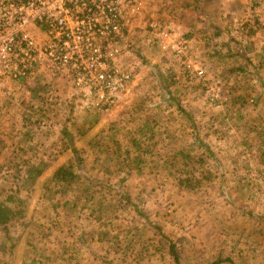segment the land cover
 <instances>
[{
  "label": "rangeland",
  "instance_id": "1",
  "mask_svg": "<svg viewBox=\"0 0 264 264\" xmlns=\"http://www.w3.org/2000/svg\"><path fill=\"white\" fill-rule=\"evenodd\" d=\"M232 35V41H237L238 34ZM168 39L160 42L166 45L163 49L157 48L150 36L133 39L132 48L121 57L120 66L130 73V79L115 101L104 105L110 116L117 112L112 116L114 120L100 118L104 111L98 112L91 105L82 107L77 91L70 86L69 75L58 68H48L37 69L31 77L33 82H26V89L21 87L4 97L0 125L30 130L33 126L23 123H33L37 117L35 129L38 124L43 130L50 117L60 116L68 119L70 129L76 125L78 132L83 130L81 139H90L91 147L104 118L99 134L104 136L99 140L103 148L99 154L84 153L87 187L91 186L90 192L94 190L96 197L91 201L99 203L94 217L101 220L98 231L88 235L100 244L97 260L93 259L92 264H175L169 255L170 244L179 264H210L222 259H228L225 264H264V102L252 103L250 99L256 94L243 101L244 105H232L235 102L231 98L232 104L228 101L236 95V83L254 93L255 89L249 86L253 83L250 75L253 86L259 85L257 76H264V69L254 77L258 60L254 58L238 75L210 74L204 63L198 64L205 70L202 77L196 76L195 71L172 74L167 63L175 64L176 60L180 67L184 65V59L175 56L177 47L183 46L177 42L184 44V40L172 35ZM245 45L248 43L237 42L238 53H243ZM172 48L174 51L170 52ZM160 51L170 52L173 57L168 60ZM216 82L221 86L222 97L211 101L207 95ZM30 87L34 89L29 90ZM75 109L81 112L72 114ZM62 111L69 112L63 116ZM133 138L138 147H133ZM174 149L202 157V162L193 167H203L205 172L191 187L178 186L173 166L164 160V153L168 150L170 158ZM25 152L28 156L21 151L0 152V161L10 166L0 167V202L10 209L20 208L23 202L26 207L22 210L23 219L0 228V255L4 253L1 249L9 250L13 245L9 238H16V255L20 252L25 258L21 263L27 260L26 264H43L53 255L56 259L50 264H62L57 260L61 241L76 237L72 230L78 225L74 224L73 207L51 209V204L60 200L55 198L52 183H47L46 189L41 185L52 167L31 184L21 185L19 178H13L18 169L12 163L32 162L35 157L31 158V154L38 153ZM118 167L122 170L117 171ZM175 167V172L179 171L180 167ZM5 170L13 178L7 182L1 176ZM129 176L140 179L130 182ZM94 205L86 204L87 210L82 206L78 216L87 221L89 208ZM43 213L46 217L42 218ZM30 214L35 220L39 217L40 226L31 224L33 220H24ZM93 225L90 224V231ZM51 226L53 232L48 231ZM16 255L15 261L8 264H19Z\"/></svg>",
  "mask_w": 264,
  "mask_h": 264
},
{
  "label": "crops",
  "instance_id": "2",
  "mask_svg": "<svg viewBox=\"0 0 264 264\" xmlns=\"http://www.w3.org/2000/svg\"><path fill=\"white\" fill-rule=\"evenodd\" d=\"M144 2L145 10L149 13V15L160 19V25H167L174 39L177 40L181 38L184 40L185 52L182 55V59H184L182 62H184V65H189L190 69H187L188 71H193L195 68H201L200 66H198V64L204 63L207 66L206 70H208L210 74H225L227 73L228 69H231L237 64H240L241 68L239 70V74H242L244 73L245 68L248 65L247 63L254 62V58H258L257 63L254 67V77L257 75V72H260L264 69V14L262 11V7H264V0H144ZM256 3H260L261 6L255 9L253 22H243L241 19H243L246 13L249 11V6ZM235 27H237V30L235 31L236 34H238L235 36L237 41H232V34L234 33ZM251 28L253 31H247L249 35H247V32L246 34H242L245 33L244 31H246V29ZM238 41H241V43H248V45H245L243 53L241 52L239 54L237 46ZM256 48L258 49L253 52V50ZM173 51L174 48H172L170 52ZM170 52L160 51L161 54H164V56L166 55L165 58H167L168 60L169 57H173L172 53ZM243 58L248 62L244 63ZM173 62L175 64H170V62L167 63V66L171 65L168 68L172 74L180 73L182 75H188V71H184L183 65L180 67L176 60ZM232 72L234 71H231V73ZM172 78L174 77L172 76ZM250 79L253 80V83L249 86L258 91L256 92L254 90V93L252 91L246 92L244 86L236 83L235 94L239 97V99L232 105H244V103L242 102L247 98L250 99L254 94H256L254 98L250 99L252 103L264 102V76L260 75V73L258 74L257 80L259 85L256 86H253L254 79L251 75ZM25 86L26 84H23L21 87L23 89H26ZM31 89H34V87L29 88V90ZM221 91L222 90L220 86V94ZM4 97L5 95H0L1 105L6 104V102L4 101ZM27 98H29V95H27ZM31 101L33 100L31 99ZM214 104L216 103L214 102ZM75 111L76 109L72 110L71 113L75 114L81 112ZM68 112L69 111H62L61 114H64L63 116H67ZM100 114V118L104 116V118L113 119L112 116H116L117 112L113 113L111 116L107 113V111L100 112ZM36 118L37 117H34L33 123H35L34 121L36 120ZM50 118V121L47 123V126H45L43 130L38 124L36 125L37 129H35V126L32 122L23 123V125L33 126V128L30 130L17 126H11L9 128L3 127L4 125H0V152L21 151L24 155L28 156L25 151H38V153L31 154V158L35 157L34 161L32 162L22 161L19 163H12L14 164L12 167L14 169H18L16 170L17 173L14 174L15 177L13 178H19L20 183L22 182L21 185L33 183L35 180L41 178L42 174H45V172L50 167H52L49 174L44 177L45 181H43L41 185V187L44 188V186L50 182L49 175L51 174V172L58 165L64 163L67 159L72 157L73 151L77 150V154L83 157H86L84 153L92 152L90 149L91 147L87 146L86 144L88 139H81V137L85 135V132L83 130L80 129V131L78 132L76 130V125H72V128L70 129V127L68 126V119L66 120V118L64 117L62 118L58 116ZM104 118L99 125L100 128L104 123ZM84 140L86 141L83 142ZM176 150L178 149H174L173 151ZM51 152H54V154ZM85 157L84 161L87 159ZM84 161L82 162V166H84L85 164ZM3 163L5 162L0 161V167H10L8 164ZM31 166H40L42 168V171L37 177L34 178V180L28 179L27 181H25V179L27 178L25 175V170ZM84 175V168L82 167L81 177L84 178ZM1 176L3 181L5 182H7L8 178L13 179L12 176L8 175V170H5V172ZM128 179V181L134 182L139 180L140 177L129 176ZM92 192L90 193L95 195V191L93 190ZM8 194H10V189ZM54 195H56V199L62 202L60 203V201H58L55 204H51V209L55 206H65L67 208H70L74 205L73 213L75 214L74 219L76 220L74 221V224H78L72 227V230L75 231L76 237L71 239L70 241L66 239L67 242L63 240L61 241V251L59 252L60 255H58L57 260H61L62 264H67V259L70 260V264H92L94 260H97L96 258L98 256L96 253V249L100 247V244L95 237H88V235L92 232L98 231L99 223L98 220L94 219L95 212H91V206L89 208L90 216L86 217L87 221L82 218V215L78 216L80 214L78 211L79 209L85 208L87 210L86 204L88 203L85 202L87 195L84 193H79L77 195L71 192H66L63 194L58 193ZM131 197L132 196L130 194V198ZM22 198L25 199V197ZM94 199H96V197ZM24 204L25 203L23 202V204H21L20 206L22 210H26ZM41 217H46V215L43 213ZM23 218L24 217L21 216L17 218V220L12 219L5 225V227H3V229L7 228V225H10V223L16 222ZM30 218L24 220H30V222H32L33 220L34 222L31 224L40 226L39 222L41 220L39 219V217H37L35 220V217L30 214ZM50 220H52V218H49V221ZM90 224H94L92 227V231H90ZM45 231L47 232L46 228ZM48 231L53 232V227L51 226ZM32 237H34V235H32ZM86 237H88V239H86ZM9 239L13 241V245H10L11 248H8L9 250L1 249L2 252H4L0 255L2 257L3 264H8L15 261L17 240L16 238ZM36 239L39 240L38 238ZM14 240L16 241V244H14ZM51 245H54L53 241H51ZM51 256L52 257H48L43 264L53 263V260L56 259V257L53 255ZM24 259V256L21 255L20 252L18 253V255H16V260H20L19 264H26L27 260L21 263ZM88 259L90 260L88 261ZM226 261L229 262L228 259H222L217 264H225L224 262Z\"/></svg>",
  "mask_w": 264,
  "mask_h": 264
},
{
  "label": "built area",
  "instance_id": "3",
  "mask_svg": "<svg viewBox=\"0 0 264 264\" xmlns=\"http://www.w3.org/2000/svg\"><path fill=\"white\" fill-rule=\"evenodd\" d=\"M260 6L250 5L241 20L251 22ZM171 35L145 10L144 0H0V95L11 96L33 82L37 69L58 68L69 75L82 107H106L130 79L119 60L133 39L150 36L163 49L160 42ZM177 43L183 45L175 52L179 59L185 45ZM193 71L204 74L202 68ZM214 85L207 95L211 101L222 97L220 84Z\"/></svg>",
  "mask_w": 264,
  "mask_h": 264
},
{
  "label": "trees",
  "instance_id": "4",
  "mask_svg": "<svg viewBox=\"0 0 264 264\" xmlns=\"http://www.w3.org/2000/svg\"><path fill=\"white\" fill-rule=\"evenodd\" d=\"M243 60H244V63L248 62L244 58H243ZM240 68H241L240 64H237L236 66L232 67L231 69H228L227 73H231V71H234L232 73L238 75L240 73V71H239ZM235 71H237V72H235ZM230 98L232 99V103L238 101V99H239L238 96L232 95L228 98L229 102H230ZM99 111H107V107H101L98 109V112ZM111 120H114V119H111ZM109 125H110V122H109ZM106 130H108V133H109V131H111V127H109ZM98 131H100V132H97L92 138L93 145H95V147L92 145L90 149H91L93 154H99L100 148L102 147L99 143V140H102L104 136L102 135L99 137V134L103 130L100 128ZM130 141L133 144V147H138L137 139L133 138V139H130ZM86 144H87V146H89L91 144V140L88 139ZM117 148L119 149L118 146H117ZM203 151L207 152V150L204 148H203ZM77 153H78L77 150L73 151L72 157L67 159L64 163L58 165L49 175V181L52 182V186L55 188L54 191L57 192V194L58 193L63 194L66 192L75 193L77 195L79 193L86 194L87 198L85 199V202L88 204L90 203L91 205L95 204L91 208V212H94L95 207H97V205L99 206V203H96V201H91L95 198V195L90 193L91 186L89 188L87 187L88 186V181H87L88 176L86 175L85 171H84V173H85L84 178L81 177L82 176V167H83L82 162L84 161L85 156L84 157L80 156ZM141 153H143V152H141ZM167 153L168 152L166 151L163 155L164 160L169 161V163H170L169 166H173L171 169H173V173L176 174L174 176V178H175L176 184L178 186H181L182 188L191 187L192 185H194L198 182V179L201 177V174L205 172L203 167H200L199 169L195 166L193 167V165L196 162H198V161L202 162V157H199L198 155H192L191 153H189L188 151L183 150V149H178L176 151H173L170 158H167ZM97 156L95 155V158H98ZM163 156L160 155V160L163 159ZM79 164H81V165H79ZM79 166H82V167H79ZM161 166L166 167V165H161ZM175 166L180 167L179 171L175 172V170L177 168ZM120 169H121V167H118L117 171H119ZM126 169H129V168H126ZM41 171H42V168L40 166H31V167L27 168L25 170V175L27 177L25 179V181H27L28 179L34 180V178L37 177L41 173ZM119 173H122V174L125 173V177L127 175L126 171L124 173L123 172H119ZM206 174L207 173H205L204 175L206 176ZM122 179H124V177ZM46 186L47 185H45L44 188H47ZM73 206H71V207H73ZM21 216H22L21 207L18 209H10L6 205H4L2 202H0V228L3 229V227H5V225L9 221H11V219L19 218ZM94 219L98 220V222L101 221L99 218L94 217ZM92 220H93V217H92ZM168 251H169V255L172 257L174 263L179 264L178 257L175 255L173 244H170L168 246ZM218 262H220V261L215 260L213 263H210V264H217Z\"/></svg>",
  "mask_w": 264,
  "mask_h": 264
}]
</instances>
